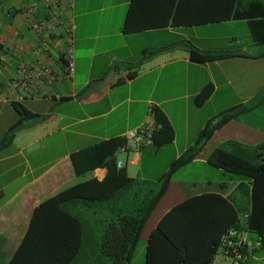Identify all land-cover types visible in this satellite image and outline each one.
Returning a JSON list of instances; mask_svg holds the SVG:
<instances>
[{
  "label": "crops",
  "instance_id": "crops-1",
  "mask_svg": "<svg viewBox=\"0 0 264 264\" xmlns=\"http://www.w3.org/2000/svg\"><path fill=\"white\" fill-rule=\"evenodd\" d=\"M31 1L1 0L0 36L8 46H33L35 38L21 12ZM68 15L74 22L72 79L46 86L35 98L17 103L30 112L28 115L20 113L13 102L0 101V264H5L16 249L37 204L75 183L93 177L104 179V167L76 174L71 153L110 137H126L140 124L154 123L150 113L153 106L168 118L174 130L172 141L136 146L126 137L127 147L116 154V161L136 180L134 189L122 199L97 201L92 206L77 202L72 210L84 219L97 214L108 218L115 216L124 199L143 206L159 191L158 185L172 162L197 146L200 130L231 113L193 158L170 172L166 189L173 183L175 172L196 169L199 173L179 180L184 188L180 196L186 199L219 193L233 203L240 218H246L251 178L213 166L207 156L230 142L261 146L264 156V41L256 43L247 19L171 26L168 0H73ZM183 39L201 51H229L233 55L196 62L187 49L177 45ZM155 50L159 51L140 62L144 53ZM39 59L61 73L55 52ZM139 62L136 74L126 78ZM113 72L110 84L101 87ZM207 83H212V93L198 106L194 97ZM53 93L61 98H53ZM143 152L153 161L160 153H167L159 173L144 168ZM78 157L84 160L86 153ZM160 217L148 226L147 237ZM88 228L89 236L97 233L94 227ZM240 236L251 239L248 233ZM147 237L140 247L136 245L130 264H146ZM88 250L94 252L85 257L91 264L107 263L96 245ZM250 258L264 264V237L262 246L241 264ZM215 264L230 262L220 255Z\"/></svg>",
  "mask_w": 264,
  "mask_h": 264
},
{
  "label": "trees",
  "instance_id": "trees-1",
  "mask_svg": "<svg viewBox=\"0 0 264 264\" xmlns=\"http://www.w3.org/2000/svg\"><path fill=\"white\" fill-rule=\"evenodd\" d=\"M168 7L171 26L247 19L256 43L264 41V0H168ZM177 45L187 49L190 59L196 62L233 55L229 51H201L184 39ZM157 51L144 53L140 62ZM140 62L132 66L134 70L128 72L126 78L136 74ZM212 90V83L205 84L195 95L194 103L202 105ZM13 104L20 113L30 114L20 104ZM150 113L155 125L150 136L151 142L160 146L172 141L174 130L165 113L157 106L151 107ZM232 115L224 114L216 125L206 124L200 130L197 146L190 147L186 155L172 162L161 188L147 203L140 206L124 199L115 216L104 217V223L94 227L97 233L91 236L88 235L90 229L86 219L76 214L72 206L77 202L92 206L97 201L109 202L117 197L122 199L124 194L134 189L136 180L128 176L125 167L117 166L116 161V154L127 147V139L125 136H114L72 152L71 160L76 174L104 167V179L93 177L75 183L37 204L20 242L5 264H76L86 255L94 254L88 249L95 245L97 253L106 258V264H127L133 257L145 221L166 189L170 172L193 158L214 129ZM83 152L86 158L80 161L78 156ZM207 161L213 166L251 178V204L246 218H240L233 203L219 193L207 192L188 197L167 209L149 233L146 264H209L222 236L229 229L235 230L238 236L242 232L248 233L251 239L260 236L263 244L264 156L261 146L230 142L224 147L213 149Z\"/></svg>",
  "mask_w": 264,
  "mask_h": 264
},
{
  "label": "built area",
  "instance_id": "built-area-1",
  "mask_svg": "<svg viewBox=\"0 0 264 264\" xmlns=\"http://www.w3.org/2000/svg\"><path fill=\"white\" fill-rule=\"evenodd\" d=\"M73 0H33L22 7L24 22L35 38L31 48L8 46L0 36V101L20 103L35 98L37 92L71 80L74 73V22L68 12ZM1 2V0H0ZM55 52L62 65L58 74L45 64L40 56H51ZM8 74L5 76V74ZM53 98L60 99L58 93ZM154 123L140 124L126 134L136 146L151 142ZM120 166V162L118 163ZM262 244V237L248 239L229 229L221 238L211 264L222 255L230 264H241Z\"/></svg>",
  "mask_w": 264,
  "mask_h": 264
},
{
  "label": "rangeland",
  "instance_id": "rangeland-1",
  "mask_svg": "<svg viewBox=\"0 0 264 264\" xmlns=\"http://www.w3.org/2000/svg\"><path fill=\"white\" fill-rule=\"evenodd\" d=\"M12 133L13 130H11L10 134ZM166 159H167V153H160L159 156L154 161L147 153L145 152L142 153V164L147 171H150L152 173H159L158 171L160 170V167L163 165ZM193 173H199V171H197L196 169H191V170L177 171L174 173L173 183L161 193L156 203V206L153 209L152 215L149 218L145 229L143 230V233L140 234L139 240L137 242V247H140L144 239H146L148 233V226L153 224L156 221V219L161 216V214L166 208H168L170 205H175L184 199L182 196H180V192L184 191V188L179 186V180L182 179V177H187L188 175ZM163 182L164 179L160 181L158 185V190L160 189ZM103 219L104 216H102L101 214H97L95 217L91 216L86 219L87 227L89 225L92 227H96V226L100 227V225L104 223ZM258 256L259 254H257V257ZM76 264H91V263L88 260L82 259L80 263H76ZM127 264L130 263L128 262ZM247 264H258V262L250 258Z\"/></svg>",
  "mask_w": 264,
  "mask_h": 264
},
{
  "label": "water",
  "instance_id": "water-1",
  "mask_svg": "<svg viewBox=\"0 0 264 264\" xmlns=\"http://www.w3.org/2000/svg\"><path fill=\"white\" fill-rule=\"evenodd\" d=\"M115 76V72H113V74H110L109 76H107V78L102 82L101 87H106L110 84V82L112 81V79Z\"/></svg>",
  "mask_w": 264,
  "mask_h": 264
}]
</instances>
